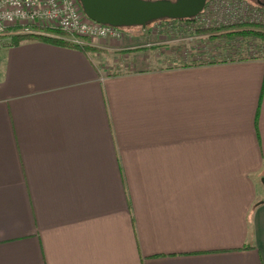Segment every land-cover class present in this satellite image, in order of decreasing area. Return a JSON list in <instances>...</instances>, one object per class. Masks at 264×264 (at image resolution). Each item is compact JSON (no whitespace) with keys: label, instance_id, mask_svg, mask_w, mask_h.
Wrapping results in <instances>:
<instances>
[{"label":"crops","instance_id":"0c3cea01","mask_svg":"<svg viewBox=\"0 0 264 264\" xmlns=\"http://www.w3.org/2000/svg\"><path fill=\"white\" fill-rule=\"evenodd\" d=\"M87 45L0 48V264H264V58Z\"/></svg>","mask_w":264,"mask_h":264},{"label":"rangeland","instance_id":"374dc122","mask_svg":"<svg viewBox=\"0 0 264 264\" xmlns=\"http://www.w3.org/2000/svg\"><path fill=\"white\" fill-rule=\"evenodd\" d=\"M241 1L242 3L240 4V8H249L248 5H250V7L253 9L258 7V4H256L254 0ZM219 3V11H226V6L222 5V2ZM206 10V8L205 10H202L197 16L194 17L192 22L156 20L148 23L145 27H122L123 36L120 39H108V41L115 42L116 44L119 43L121 47H125V53L128 52V48L129 51L136 50L140 53L142 67L154 69L178 64H191L190 62L195 61L196 63H199L201 61L210 60V57L202 56L199 58L200 61H198V57L200 56L199 49H201L202 45L207 46V41L209 42L213 40L216 43L214 44L215 47H217L216 50L221 52L222 49L219 45H222L223 42L225 43L226 41L220 36L221 34L223 35L227 32L237 31L242 28H262L264 30V25H262V23L264 24V21L260 23V21H257L252 17L251 20H247L246 18L232 20L231 18H221L220 16L214 18L211 11L206 12ZM256 10H253L252 12H255L256 14L261 13V10ZM213 11H215V9H213ZM229 12L236 13L238 11L229 10ZM262 13L264 14V10ZM235 38L236 37L231 39V41ZM116 53L119 52L117 51ZM111 54L112 55H110L108 60L109 63L107 62L104 64H99L100 68H102L101 72L103 75L122 72L125 69L119 64V59L123 57V55L120 53L118 56L114 53ZM168 55L174 56V63H171L173 60H168ZM258 56H264V51L263 53L258 51ZM115 58H117L119 61H116ZM237 58L239 57L237 56L236 59ZM130 68H133V66H130Z\"/></svg>","mask_w":264,"mask_h":264},{"label":"built area","instance_id":"2783aa9c","mask_svg":"<svg viewBox=\"0 0 264 264\" xmlns=\"http://www.w3.org/2000/svg\"><path fill=\"white\" fill-rule=\"evenodd\" d=\"M219 2L226 6V11H219ZM241 3V0H206L203 10L206 8V12L211 11L214 18L220 16L232 20L242 18L251 20L252 17L260 23L264 21L263 8L256 7L257 10H261L260 14H256L252 12L256 9L250 5L249 8H240ZM229 10L239 13H230ZM20 34L58 38L83 48L94 39H120L123 30L122 27L89 19L78 0H0V48ZM244 47L250 56L263 58L258 56V51L261 50H258L253 41H249Z\"/></svg>","mask_w":264,"mask_h":264},{"label":"water","instance_id":"95a60500","mask_svg":"<svg viewBox=\"0 0 264 264\" xmlns=\"http://www.w3.org/2000/svg\"><path fill=\"white\" fill-rule=\"evenodd\" d=\"M84 14L115 27H145L161 19L183 20L197 16L206 0H78ZM264 7V0H254ZM264 186V177L261 178Z\"/></svg>","mask_w":264,"mask_h":264},{"label":"trees","instance_id":"16d2710c","mask_svg":"<svg viewBox=\"0 0 264 264\" xmlns=\"http://www.w3.org/2000/svg\"><path fill=\"white\" fill-rule=\"evenodd\" d=\"M261 8V7H260ZM194 18L190 19H183V20H174V19H161V20H167V21H173V22H192ZM263 27V26H262ZM215 36V35H213ZM221 37H223L226 41L223 42L222 45H219L222 49L221 52H218L216 50L217 47H215L214 44H216L213 40L207 41V46L202 45L201 49H199L200 56L198 59L202 56L204 57H210V60L207 61H201V62H190L191 64H183V65H195V64H202V63H214V62H220V61H226V60H244V59H253L254 57L250 56L248 52H246V48H243L245 45L247 46V43L249 41H253V43L256 44L258 47V50H261L260 52L263 53L264 51V30L261 29H251V28H242L237 31H230L225 34H221ZM217 37V36H216ZM236 37L234 40L231 41ZM29 38H39L44 40H50L54 42L59 43H67L65 40L58 39V38H51L47 36H37V35H28V34H20L13 37L12 42L17 43L20 40L23 39H29ZM257 40V41H255ZM231 41V42H230ZM69 43V42H68ZM225 44V45H224ZM218 48V49H220ZM84 50H93L90 46L83 47ZM245 55V56H242ZM239 57L236 59V57ZM264 57V56H263ZM200 61V59L198 60Z\"/></svg>","mask_w":264,"mask_h":264},{"label":"flooded vegetation","instance_id":"af4514ba","mask_svg":"<svg viewBox=\"0 0 264 264\" xmlns=\"http://www.w3.org/2000/svg\"><path fill=\"white\" fill-rule=\"evenodd\" d=\"M256 3V2H255ZM257 4V3H256ZM258 7H261V8H263L264 9V7H262V6H260V5H258Z\"/></svg>","mask_w":264,"mask_h":264}]
</instances>
